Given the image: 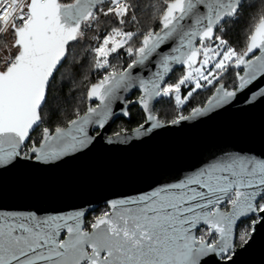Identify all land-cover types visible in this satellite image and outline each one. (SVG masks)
I'll use <instances>...</instances> for the list:
<instances>
[{
  "label": "snow or ice",
  "instance_id": "1",
  "mask_svg": "<svg viewBox=\"0 0 264 264\" xmlns=\"http://www.w3.org/2000/svg\"><path fill=\"white\" fill-rule=\"evenodd\" d=\"M246 7H253L251 0H0V39L8 33L14 37L0 59V172L20 160L51 165L87 149L96 139L90 126L104 129L115 115L113 103H131L121 93L132 89L142 93L135 102L146 113L135 129L137 138L165 126L153 114L159 98H171L180 108L198 89L215 87L205 106L193 107L189 115L179 112L171 125L204 117L240 96L245 105L264 103V87L251 91L264 80V0L249 17L243 47L226 38ZM145 9L151 10L154 25L147 29L137 27ZM93 29L97 34L91 39L97 43L89 51L100 78L87 87L92 103L83 115L77 108L66 126L42 127L55 73L71 54L70 42L85 41ZM120 50L131 62L118 70L109 57ZM149 63L155 71L148 69L147 78L134 75ZM176 65L184 73L168 83ZM234 69L243 74L235 72L229 90L220 81ZM189 86L182 95V87ZM121 113L129 115L126 107ZM128 139L117 134L106 142ZM108 207L89 224L80 210L0 211V264H234L237 222L253 217L252 231L264 227V154L221 153L177 182L113 199ZM251 238L242 233L241 246Z\"/></svg>",
  "mask_w": 264,
  "mask_h": 264
},
{
  "label": "water",
  "instance_id": "2",
  "mask_svg": "<svg viewBox=\"0 0 264 264\" xmlns=\"http://www.w3.org/2000/svg\"><path fill=\"white\" fill-rule=\"evenodd\" d=\"M181 68L176 65L166 80ZM148 69L155 71L154 64L135 69L134 75L147 78ZM236 70L243 74L241 69ZM258 87H264V80H258L251 91ZM136 92L142 95L139 89L121 93L131 103L125 105L115 101V115L104 129L90 126L89 134L96 139L87 149L51 165L20 160L15 167L0 172V211L45 215L80 210L86 216L113 199L135 197L158 186L177 182L221 153L264 154V103L245 105L243 96L234 104L204 117L178 125L164 123V127L154 129L147 136L136 137L135 129L139 126L111 134L112 125L119 118L130 119L131 106L137 105L142 110L135 102L139 96L131 100ZM214 93L215 90L209 99ZM161 99L153 104V114L158 118L155 105ZM207 102L196 107H203ZM125 107L129 112L127 116L121 113ZM149 126L145 124L146 128ZM117 134L121 139L128 137V142H106L108 138L116 140ZM247 218L250 217L237 222L234 243L237 226ZM251 237L247 244L236 248L234 264H264V227L256 225Z\"/></svg>",
  "mask_w": 264,
  "mask_h": 264
},
{
  "label": "trees",
  "instance_id": "3",
  "mask_svg": "<svg viewBox=\"0 0 264 264\" xmlns=\"http://www.w3.org/2000/svg\"><path fill=\"white\" fill-rule=\"evenodd\" d=\"M143 2L145 4L155 3L156 0H143ZM251 3L253 7L245 8L240 21L228 31L226 36L230 43L238 49L242 48L244 45V34L248 29L249 17L251 14L259 10L261 0H251ZM150 17L151 10L149 9H145L139 13L141 24L137 25V27L142 26L144 29L153 27L154 25ZM104 30L106 29L101 30V34ZM96 34L97 31L95 29L89 30L88 39L79 44L72 43L73 46L68 60L64 63L63 67L60 68L59 72L55 73L56 80L53 82L54 87L48 96L49 103L48 107L45 109V124L42 125V127H50L54 130L56 126H66L68 120L75 118V111L77 108L79 109L80 114H83L87 110L89 103L86 99L87 87L90 86V83H95L100 78V73H97L92 69L94 54L89 51V48L95 46L97 43L91 39V37ZM8 38L14 39L11 33ZM6 40L7 36H3V38L0 39V44H4ZM136 43L138 46L139 41ZM109 60L110 63L117 66L118 70L122 67H126L127 64L131 62V58L128 57L123 50H120L119 55L112 54V56L109 57ZM0 67H2V65H0ZM110 70L111 69H109V71ZM183 71L184 68L175 70L167 82L174 83L179 77H181ZM236 71L237 70L234 69L229 73H226L220 82L224 83L227 88H233ZM100 72L102 73L103 71L100 70ZM214 90V86H208L204 89L198 90L193 93L187 103L180 108L175 105L173 99L164 97L156 103L155 111L164 123H169L179 112L188 114L193 107L204 105ZM139 95L140 93L136 92L131 100ZM129 111L130 119L123 117L119 118L112 125L111 134L131 130L145 121V114L139 106H131ZM39 131L40 129H37L32 133L33 139L38 138Z\"/></svg>",
  "mask_w": 264,
  "mask_h": 264
},
{
  "label": "flooded vegetation",
  "instance_id": "4",
  "mask_svg": "<svg viewBox=\"0 0 264 264\" xmlns=\"http://www.w3.org/2000/svg\"><path fill=\"white\" fill-rule=\"evenodd\" d=\"M230 206L228 205H223V209L224 210H229ZM105 211H110L108 205H100L99 207H97L95 210L89 212L84 220L86 224H89L91 222L94 221V218L100 214H102ZM253 217L247 218L242 220L239 225L236 228V236H235V247H240L241 243H239V236L241 235V231H243L244 229H249L250 233L252 232V227H251V221H252Z\"/></svg>",
  "mask_w": 264,
  "mask_h": 264
},
{
  "label": "rangeland",
  "instance_id": "5",
  "mask_svg": "<svg viewBox=\"0 0 264 264\" xmlns=\"http://www.w3.org/2000/svg\"><path fill=\"white\" fill-rule=\"evenodd\" d=\"M9 37V35H7V40H6V42L4 43V44H0V59H3L6 55H7V51H6V48H5V46L7 45V48H11V45H12V43H13V41H14V39H9L8 38ZM12 51H14V49L12 50ZM101 71H103V70H101ZM183 73H184V71L181 73V76L183 75ZM190 87L191 86H189V88H184V87H182V95H186L187 94V92L190 90ZM206 87H208V86H206ZM206 87H204V88H206ZM204 88H202V89H204ZM215 88V87H214ZM198 90H201V89H198ZM197 90V91H198ZM196 91V92H197ZM209 99V98H208ZM207 102V101H206ZM191 110V109H190ZM190 113V112H189ZM188 113V114H189ZM184 115H187V114H184ZM111 132V131H110ZM244 232H249L250 233V231H249V229H244L243 231H241V234L242 233H244ZM239 243H241V241L239 242Z\"/></svg>",
  "mask_w": 264,
  "mask_h": 264
},
{
  "label": "built area",
  "instance_id": "6",
  "mask_svg": "<svg viewBox=\"0 0 264 264\" xmlns=\"http://www.w3.org/2000/svg\"><path fill=\"white\" fill-rule=\"evenodd\" d=\"M10 33H8V34H5L4 36H7V35H9Z\"/></svg>",
  "mask_w": 264,
  "mask_h": 264
}]
</instances>
